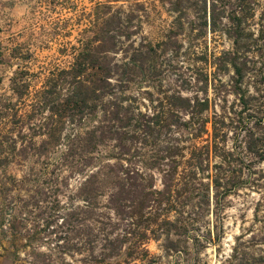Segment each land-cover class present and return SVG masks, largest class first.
I'll return each mask as SVG.
<instances>
[{"label":"trees","instance_id":"trees-1","mask_svg":"<svg viewBox=\"0 0 264 264\" xmlns=\"http://www.w3.org/2000/svg\"><path fill=\"white\" fill-rule=\"evenodd\" d=\"M90 1L66 67L32 93L16 73L1 104L3 250L19 264H164L211 241L197 231L221 201L264 187V0H168L156 42L149 3ZM218 32L230 47L214 53L204 38Z\"/></svg>","mask_w":264,"mask_h":264},{"label":"rangeland","instance_id":"rangeland-1","mask_svg":"<svg viewBox=\"0 0 264 264\" xmlns=\"http://www.w3.org/2000/svg\"><path fill=\"white\" fill-rule=\"evenodd\" d=\"M129 1L133 0H120L116 6H125ZM139 1L151 6L150 20L144 25L143 33L154 42L160 41L172 20L168 0ZM193 1L199 0H190ZM218 1L228 3V0ZM93 7L94 2L90 0H0V110L3 101L12 97L10 79L16 73L26 79L32 93L41 86L44 75L55 67H66L70 59L66 54L68 46L85 25ZM259 9L256 6V14L249 22L255 28L258 26ZM189 11L188 18L194 19L195 11L192 8ZM189 35V30H184L180 36L179 41L183 43L181 51L190 42ZM204 39L214 53L230 47L229 39L220 32L207 33ZM179 60H185L183 64H177L180 71L189 73L182 66L193 61ZM254 60L259 61L260 58L255 56ZM168 63L165 57L158 60L160 69L165 73L167 69L173 70L167 67ZM259 67L262 66L257 63L255 68ZM168 79L172 81L175 77L169 73ZM227 79V75L223 77V80ZM257 79L263 81L259 76ZM212 91L209 88L210 97H213ZM226 99L228 104L234 100V96L228 94ZM218 104L217 100L212 101V113L213 109L219 110ZM229 137L228 145H239L238 138L233 139L231 134ZM253 163L257 170L264 172V161L253 160ZM220 204L212 214L206 215V221L197 231L210 237L211 241L198 242L192 254H176L160 261L164 264H264V187H242ZM6 246V240L0 235V264H19V260L13 262L6 255L3 250ZM147 248L153 257L160 254L158 243L153 240L148 242Z\"/></svg>","mask_w":264,"mask_h":264}]
</instances>
